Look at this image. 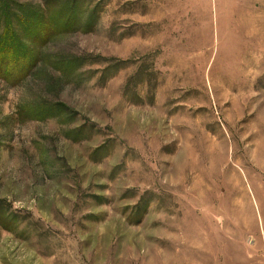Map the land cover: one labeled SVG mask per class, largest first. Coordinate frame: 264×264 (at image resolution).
<instances>
[{
    "label": "rangeland",
    "instance_id": "374dc122",
    "mask_svg": "<svg viewBox=\"0 0 264 264\" xmlns=\"http://www.w3.org/2000/svg\"><path fill=\"white\" fill-rule=\"evenodd\" d=\"M0 264H264V0H0Z\"/></svg>",
    "mask_w": 264,
    "mask_h": 264
},
{
    "label": "trees",
    "instance_id": "16d2710c",
    "mask_svg": "<svg viewBox=\"0 0 264 264\" xmlns=\"http://www.w3.org/2000/svg\"><path fill=\"white\" fill-rule=\"evenodd\" d=\"M28 72H29V71H28ZM28 72H26V74H28ZM26 74H25V75H26Z\"/></svg>",
    "mask_w": 264,
    "mask_h": 264
}]
</instances>
